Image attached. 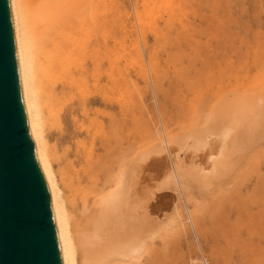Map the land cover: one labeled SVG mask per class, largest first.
<instances>
[{
  "label": "bare ground",
  "instance_id": "obj_1",
  "mask_svg": "<svg viewBox=\"0 0 264 264\" xmlns=\"http://www.w3.org/2000/svg\"><path fill=\"white\" fill-rule=\"evenodd\" d=\"M187 1L189 0H11L28 111L59 226L65 264H158V260L159 264H164V261L168 264L172 259L171 256H168L170 257L168 259L166 254L164 261H160L159 255L163 251L162 246L156 244L152 238L156 233L154 227L157 230L160 229L159 226L164 221L162 219L169 215H165L167 213L165 212L163 218L157 219V216L154 218L155 215H152L150 205L151 200L157 197L159 192L164 189L169 190V188H171L170 190L177 189L179 191H177L178 198H185L184 202L187 201V204L191 202L193 207L188 206L189 213L188 211L183 212L184 209L186 210V203H183V208L176 209L178 212L182 209L180 212H183V216L180 218L179 215L182 214L176 212V215L179 214L176 218L179 217L183 221L190 217L188 220H193L196 228L199 226L198 229L204 230L202 233L213 228H211L214 224L213 221L219 223L218 227L221 226L222 232L220 231V233L218 232L219 228L217 229V225L214 224L217 236L222 234L224 237L220 236L223 240L218 237L220 241L216 236V240H219L221 245H214V250L210 249L214 251H209L214 257L212 260L217 262L215 258L219 256L218 262H225L222 264H264V244L256 242V240L264 239V199L255 200V202L238 197L228 199L226 193L228 190L225 191L226 188L220 187L223 180L229 176L232 178L236 175H246L251 166L250 163L256 164L264 160V143L262 142L264 141V77L263 81L260 80L262 82H259V86H249L253 88L249 89L248 85L246 87L243 85L246 89L243 87L242 90L239 88V83L237 85L228 82L224 86L222 80L218 79L221 85L218 83L220 88L217 89L216 95L225 94L216 96L214 103L208 98L211 101L208 107L201 106L202 108H200L202 103L194 101L199 105L197 109V104L193 102V107L197 109L198 122L191 124L192 127L187 125L189 127L184 126L185 129L181 127V131L174 132L175 130H170L168 123L163 122L165 124L157 126L159 134H156L155 130L150 141L139 147H132L126 157L123 155L115 160L111 159L112 155H119L126 149V144L135 142L134 136L128 132L133 126L127 125V122L124 123L125 120L128 121L132 110H123L122 123L118 115L123 116V114L113 113V119L106 127L102 122V124H96L99 117L92 116L89 119L86 116H91L88 110L93 104L99 106L104 101V98L97 93L101 91L99 85H96L95 91H87L89 90L87 87L89 77H86L85 72L89 71L90 62L98 67L103 59V49L112 45L126 48L129 46L126 51L129 48L133 49L135 44L134 48L138 44L141 48L144 45L141 42H146L147 46L152 45L149 40H147L148 42L141 41V44L137 43L138 38H132V36L130 38L129 35L125 39L119 37L116 30L122 31L127 27L130 31L138 26L137 28H140L142 33L146 29L154 30L158 33V37L177 45L183 37L181 36L182 30L191 25L190 20L187 21L184 18L186 10L190 8V2ZM206 2L209 1L205 0L203 4ZM216 5L213 8H217ZM231 6L226 8L231 10ZM244 6L246 5L242 7L245 8ZM200 7L197 5V13L198 9L202 12L203 6ZM207 7L209 9V6ZM190 9L191 11L188 9L187 12L195 11L193 8ZM245 9L247 11L248 7ZM258 9L261 10V6ZM229 10L225 9L230 16L232 11ZM256 14L252 16L254 19L257 18ZM259 16L261 17V15ZM260 17L258 19L262 20ZM128 18L133 25L128 23ZM248 18L250 19V17ZM246 20L244 19L243 22L249 29L252 28ZM244 27L246 28V25ZM197 29L200 30V28ZM258 29L260 30V28ZM108 30H112L116 34L112 36L111 42ZM261 30L263 29L261 28ZM263 31L260 32V37L262 34L264 35ZM123 32L127 31L123 30ZM231 32H229L230 37L232 36ZM103 33L106 35L104 41H102ZM262 37L264 39V36ZM155 39L157 38L155 37ZM187 39L193 40L192 37ZM164 40L162 44L165 47L167 44L163 43ZM158 43L156 44L158 45ZM180 46L182 45L179 43V49L182 48ZM140 48L137 55L141 52ZM172 53H174L172 57H175V51ZM180 53V55L184 54L183 51ZM77 72L80 78L78 75L76 77ZM184 72V69L183 72L181 70L179 76H185ZM69 73L71 75L74 73L78 79L76 80ZM89 73L90 71L88 75ZM233 74L235 76V73ZM236 75L234 78L238 77V73ZM197 77L199 79L200 74ZM72 78L78 85L74 84ZM65 79L67 80L65 81ZM193 80L192 78L187 85H190ZM229 80L231 81V79ZM68 83L69 86L73 84L82 92L80 95L82 100L76 95L78 92L76 88H73V92L76 91V93L72 94V88L71 90L70 87L68 88ZM229 83L231 87L227 88ZM193 85L194 83L190 86ZM233 86H237L239 90H230ZM67 88L69 89L68 95L72 94L71 96L74 97L73 104L78 110L75 109L79 111L82 106L81 109L85 111L86 115L80 110L79 113L77 112V115L80 116L76 117V110L73 105H70L73 99L71 96H67ZM174 88H168L171 91L168 93H174L175 85ZM168 89L166 88V91ZM196 89L194 94L200 92L196 94L199 100L202 97L204 102L209 103L208 96L201 92L202 88L198 86ZM228 89L232 92L227 91ZM183 90L184 88H182V94ZM185 92L181 95L177 91L175 97H172L178 98L177 94H180L179 98L185 95L187 98H184L188 102V98L190 100L192 97H188ZM170 94L168 95L170 96ZM196 95L193 99L196 98ZM75 96L77 97L76 103ZM66 97L70 99L66 101ZM193 99L191 100L193 101ZM182 100L180 98L179 101L184 103V99ZM78 101H80V107L77 104ZM203 101L201 99V102ZM96 108L90 110L99 115L100 109L96 110ZM83 115L87 118H81L82 120H91L92 125L88 124L90 128L87 124L85 126L84 122L81 123L80 117ZM66 118L71 120H67L69 123H72L75 118L77 119L74 121L79 120L77 123L73 121V127H70V124L64 127L62 125L56 131L55 124L58 120L61 119L62 123V120ZM76 124H80V126L77 125L79 128L76 127ZM86 129L88 131H85ZM125 129H127L126 134ZM84 131L88 132L87 136L85 134L86 137H83ZM93 131L94 134H92ZM254 140H259V142H254ZM73 146L74 151L67 153L65 149ZM71 154L76 157H71ZM210 186H213L215 191L217 187L221 188L215 194V200L209 197ZM223 189L225 193H223ZM202 190L208 192L203 193ZM198 193L205 194L204 202H212H208L207 206L203 204L204 202L199 203L203 198L199 200L201 196L198 198ZM255 208L261 209L262 212L253 211ZM205 210H208L207 213ZM210 211L212 218L208 217ZM235 211L239 213L238 216L235 214L236 216L233 217ZM186 214L189 216H185ZM206 216L208 219L214 218L213 221L207 220ZM158 220H161V224ZM210 221L212 224H208L211 223ZM179 222L181 228L184 222ZM190 222L189 220L188 224L184 226H190ZM206 226L208 227L206 228ZM193 227L191 228L193 229ZM191 228H188L190 232ZM183 229L188 230L185 227ZM214 229L211 231L214 232ZM195 231L193 232L195 233ZM209 233L211 234V232ZM212 234L215 238V232ZM197 242L202 243L198 240ZM202 247L203 244L201 246L203 252L204 247ZM204 253L206 252L204 251ZM184 255L182 254V256Z\"/></svg>",
  "mask_w": 264,
  "mask_h": 264
},
{
  "label": "rangeland",
  "instance_id": "obj_2",
  "mask_svg": "<svg viewBox=\"0 0 264 264\" xmlns=\"http://www.w3.org/2000/svg\"><path fill=\"white\" fill-rule=\"evenodd\" d=\"M201 1L202 2H200L199 0H194V2H193V0L187 1V2H190V8H193L195 11H192L190 13L191 9L188 8L190 11L187 12V10H188L187 9L186 13L184 15V18L187 19V21L190 20L189 22L191 23V25H190V27H185V29H183L184 31L182 30V32H181V36H183L181 41L179 42L180 45H182V46H180V47H182L181 49H179V47H178L179 43L177 45H175L172 42L170 43V41H165L161 37H158L157 36L158 33L154 30L149 31V29H146L142 33L140 28L139 29L137 28L138 26L137 27L135 26V28L130 29V31L127 27H126L127 29L126 28L122 29V31L117 29L116 33L118 34L119 37H123L125 39L126 36L129 35L130 38H131V36H132V38H138V40H140V41L138 42V40H137V43H140L141 41L149 40V43H151L152 45L147 46L146 42L145 43L141 42L142 44H144L143 46H141V48L139 47V44L137 45L136 48H134V46H136V44H135L133 46L134 50L129 48L127 51H126V49L129 46L127 48L122 47V46L121 47L120 46H114V45H112L110 47L108 46L109 48L105 47L103 49L104 55H103V59H102L101 64L98 67H96L95 65H93L90 62V66L88 68V70L90 71L89 75H88L89 71L85 72L87 75L83 74V75H86L87 78L89 77L87 79L88 80L87 87L89 90H87V91L88 92L89 91H95V88L99 85V88L101 87V91L99 90L101 93L100 92H97V93L104 98V101L99 106L93 104L90 107V109L92 107L94 108V106H95V108L98 107L100 109L99 115L95 111H94V113H92V111H91L93 109L92 108L91 110L90 109L88 110V113L90 112L89 114L91 115L90 117L88 115H86L85 111H83L81 109L82 106L79 103L80 101H78V103H77L78 106L79 105L81 106L79 111L80 110H81V112L83 111V113L89 119H91L92 116H94L95 118L99 117L97 119L99 121L96 124L102 122L106 127L111 123V120L113 119V117H112L113 113L115 114V113L119 112L120 114H123L122 112H124L126 109H129V111L132 110L131 115L128 118V121L125 120L124 123L127 122V125L133 126L131 131L128 130V132H131V134L134 136L135 142L131 143V144H126L127 145V146L125 145L126 149L122 153H120L119 155H112L111 156L112 160H115L116 158L121 157L123 155H124V157H126L132 147H134V146L139 147L140 145L150 141L153 137V134H155L154 133L155 130H156L155 132H157L156 134H159V131H158L159 127H157V126L168 123L167 125H169L168 127L171 128L170 130H175L174 132H179V130L180 131L182 130V129H180L181 127H183L185 129L186 127H184V126H187V125L190 126L191 124H194L195 122L197 123L198 122V120H197L198 115L196 114V111L199 108L198 107L199 105L196 102L200 101L199 103L200 104L202 103L200 105V108H202L201 106L208 107L211 103V101L209 99H211L214 103V101H216V98H215L216 96L219 97L220 94H222V95L225 94V93L224 94L218 93L219 95H216L217 91H218L217 89L220 88V87H218V83H219L218 79H219V81L222 80V83L224 84V86L228 82H230L231 84H237V85L239 83L240 90L243 89V87H244L243 85H245V87H246V85H248V87L249 86L250 87H257V85L259 86V84L263 81V77H264V52H263V50H264V46H263L264 45V39L262 36H264V35L262 34V36L260 37V35H261L260 32L262 33V31L264 30V2H263L264 0H255V1L254 0H243V2H242V0H240V1L239 0H224V1L223 0H207L209 2H206V4L204 3L206 6L203 4V2H205V0H201ZM260 1H262V2L260 3ZM255 2H256V4H254ZM207 3L208 4L210 3V5H208ZM227 3H228V5H226ZM242 4L246 5V6H244L245 8L248 7L247 11H245L246 9L242 7L243 6ZM197 5H198V7L203 6V8L201 9L202 12H200V9H198V13H197ZM214 5H216L217 8H215V7L213 8ZM219 5H220V7L218 8ZM193 6L194 7L196 6L195 7L196 9ZM207 6H209V9ZM211 6H212V8H211ZM227 6H228V8L231 6L232 9L231 8H230L231 10L227 9L226 8ZM259 6H261V10L258 9ZM224 7L226 10H229L230 12L232 11L230 13L231 14L230 16L228 15L229 13L227 14V11H225ZM203 9H204V11H203ZM253 10H254V12H253ZM248 11H249V13H247ZM256 13L257 14L259 13V15H261V17L259 15H257ZM242 14H244L245 16ZM255 14H256L257 18L254 19V17H252V16H255ZM247 16L250 17V19L253 18L252 19L253 21L252 20L250 21V19ZM258 17H260L262 20H259ZM130 18H128L127 20H128L129 24H132ZM244 19L245 20L249 19L246 21H248V23L251 24L249 26L252 27L255 32L253 31L252 28L249 29L247 24L245 22H243ZM262 23H263V25H262ZM245 25H246V28L244 27ZM191 27L193 30L191 29ZM196 27L200 28V30L197 29ZM258 28H260V30L262 28L263 30L260 31ZM112 29H114V28H112ZM136 29H137V31H135ZM123 30H125L127 32L124 33ZM108 31H109L108 34H109V38H110L109 40L111 42L112 36L116 35V34H115V32L113 33L112 30H108ZM230 31H232L231 37H230V33H229ZM254 33H255V36H254ZM105 36L106 35L103 33L102 34V41L105 40ZM129 36H128V39H130ZM155 37L158 40L155 39ZM188 37H192L193 40L187 39ZM163 40H164L163 43L164 44L166 43L168 46L167 45H165V47L163 46V44H162ZM183 40H185V41H183ZM151 41H153L154 43ZM155 42L156 43L159 42L158 45ZM161 44L163 47L161 46ZM153 45H155V46H153ZM144 46L147 48H145ZM175 46L178 47V49H176ZM154 47H155V49H153ZM139 48L141 51L140 54L142 53L141 55L140 54L137 55V53H139V51H138ZM174 51H175V53H176V51H178V52L175 54L176 55L175 57L174 56L172 57V55H174V53L171 54V52H174ZM179 51L180 52L183 51V53H184V54H182L183 56L180 55L181 53ZM127 52L130 53L131 55L128 56ZM147 52H148V54L150 53L149 56H148ZM121 53H124V54L122 55ZM125 53H127V54H125ZM152 54H153V56H152ZM156 58H157V60H155ZM182 68L185 71L183 73V74H185V76H182L181 74H180L181 76H179V72L181 73V70L183 72ZM74 69L75 68H73V70ZM236 72L238 73V77L234 78L235 76H237ZM233 73H235V76ZM69 74L71 75V73H69ZM199 74H200V78L198 79V77L196 78V76H199ZM72 75L76 79L78 72L76 73V77H75L74 73H72ZM245 75H248V76H245ZM192 76H194V77H192ZM68 77H69V75L67 76V78ZM78 77L80 78L79 75H78ZM191 77L196 81V83L194 80L191 81L190 85H192L194 83L193 86L187 85V84H189L190 80L192 79ZM244 77H248V78H244ZM189 78H191V79L186 81ZM75 79L73 80V78H72L73 82L75 81ZM229 79H231V81ZM66 80L67 79H65V81ZM260 80H262V81L260 82ZM197 81H199V82H197ZM69 83L67 86H68V88L70 87L69 88L70 90L72 88V94L76 93V91L73 92V90L76 88V90L78 91L76 95L78 96V98L82 97V96H80L82 92L80 90H78L76 86H73V84L69 86ZM230 83H229L228 87L226 86L227 88L231 87ZM74 84H77V83L74 82ZM251 84H253L254 86ZM174 85L176 86V90H174V91L172 90L174 93H171V94L168 93V92H171L170 89H175ZM219 85H221V83H219ZM196 86L197 87L199 86L200 88H202L201 90H203V91H201V92H204L205 95L208 96L207 99L209 98L208 99L210 101L209 103L206 101L204 102L202 97H200V100H199V98L196 94L200 93V92H196V94H194V90L197 88ZM226 87H224V88H226ZM248 87H247V89H248ZM250 87H249V89H253ZM68 88H67V96L70 97L72 94L68 95V93H69ZM78 88H80V87H78ZM166 88L167 89L170 88V89H168L166 91ZM182 88H184L183 94H184V91H186L185 92L186 95H188V97H190V98L192 97L191 99H193V97H195V95H196V98H195L196 100L193 99V101H192L191 99L189 100V98H188V102H187V100H185V98H184L186 96L184 95V96H182L183 98L180 97L181 100L184 99V103H181L183 100L181 102L179 101L180 100L179 95L180 94L183 95L181 92ZM221 88H222V86H221ZM179 89H181V90H179ZM230 90L238 91L239 89L237 88V86H233V88ZM230 90L228 89L227 91L232 92ZM177 91L180 92V94H177L178 98H173L172 96L175 97V94L177 93ZM196 91H199V89L198 90L196 89ZM167 93L170 94V96ZM205 95H204V97H205ZM73 98L74 97H72V99ZM75 98H76L75 99V103H76L77 97L75 96ZM65 99L67 101L70 98L66 97ZM201 99L203 102H201ZM80 100H82V98H80ZM71 101H72V103H71ZM71 101H68L69 103H71L70 105H73L74 109L77 108L76 106L74 107V104H73L74 99ZM194 101H196V102H194ZM193 102L197 104V106H196L197 109L195 107H193L194 106ZM77 104H75V105H77ZM98 108H96V110ZM74 109H73V111L76 110V109L75 110ZM77 110H78V108H77ZM77 110L75 111L76 113L74 112L76 114V117H78V115H79V114L77 115V112L79 113V111H77ZM83 113H81V114H83ZM151 113H153L154 115ZM93 114H96V115H93ZM86 116H84V115L81 116L80 120L82 121L81 123L84 122L85 126L87 124V126L89 127L88 124L92 125V123H90L91 120L88 119L89 120L88 121L87 119H83V120L81 119V118H84ZM118 117L121 119L120 122L122 123L123 122L122 118L124 117V114H123V116L118 115ZM75 119H77V118H75ZM63 120H62V123H61V119H60L55 124L56 131L62 125H63L62 127L67 126L69 124H70L69 125L70 127L74 126V123H73L74 120L72 121L73 124L67 122L68 118L63 119ZM78 120H77V122H78ZM68 121H71V120H68ZM74 122H76V121H74ZM163 122H165V123H163ZM157 124H159V125H157ZM77 125L80 126V124H76V127H77ZM79 126L77 128H79ZM82 126L84 127L83 124H82ZM189 126H187V127H189ZM88 127H85V128H88ZM191 127H192V125H191ZM58 131L60 132V130H58ZM85 131H88V130L86 129ZM85 131L83 132L84 133L83 137L85 136V134H86V136L88 134V132L86 133ZM126 131H127V129H125V131H124L125 134H126ZM94 133L95 132L93 131L92 134H94ZM98 137H99V135H98ZM263 140H264V138H263ZM260 141H262V140H260ZM254 142H259V140L258 141L254 140ZM262 142L264 143V141H262ZM262 142H260V143H262ZM73 148H74V146L72 148H67L65 150L67 151V153H72L74 151ZM72 156L73 155L71 154V157ZM73 157H76V156H73ZM86 165H87V163H86ZM249 165H251V166L249 167V171L246 175H236V176H233L232 178L229 176L232 179V180L230 179L231 181L229 180V177L227 176L228 178H226V177L225 178L229 182L225 181L226 179H224L223 180L224 182L222 183V185L220 184V187L223 186V188H226L225 191L228 190L226 192L228 199L229 198L235 199L238 197V198H244L246 200L253 201V202H255V200L259 201V200L264 199V160L261 162H258L256 164L250 163ZM210 187L211 188H209V189H211L212 194L209 191V193H210L209 197L215 200V198H214L215 194L218 192V189L221 190V188L217 187V189L215 191L213 186H210ZM215 188H216V186H215ZM170 189L171 188H169V190L164 189L163 191L159 192L158 196L151 200V205H150V208L152 209V215H155L154 218L157 216V219H161L165 215H167V214L169 215L168 217L165 216L167 218L164 217L165 219L164 218L162 219L164 221L166 220L165 222L163 221L164 223L162 222V224H161V220H158L161 225L158 222L157 223L160 226L155 224V225L159 226L160 229L157 230V228L154 227L155 225L153 226L154 229H156L155 230L156 233L154 234L152 239H154V242L156 244L158 243L160 245V247L162 246V250H163V251H161V249H160V251H161V254L159 255L160 261L161 260L164 261V256L167 254L166 257L171 256V258H172V259H170L168 264L171 263V261H172L171 264H185V263L186 264H193L194 262L197 264L198 263L199 264L200 263H203V264L206 263L207 264L206 259L208 257L210 259L208 258L207 261L209 263L211 261L210 264H213V263H219L220 264V262H221V264L225 263L222 261L218 262L219 256L218 257L215 256L218 258V260H217V258H215L217 262H215V260H212V259H214V257L212 255V252L211 253L209 252V251L214 250V248H213L214 245L215 246L217 244H218V246L221 245V244H219L220 239L218 237H220V236L224 237L222 234H218V236H217V231H215L216 228L217 229L219 228L218 232L221 231L220 230L221 226L218 227L219 223L218 222L215 223V221H213L214 218L208 219L210 214L212 216V213H211L212 210L210 211L208 217L207 216L206 217H207V220L213 221V223L215 225L218 224L217 227L215 226L216 227L215 229H214V224H213V226H211V228L213 227L212 229H214L215 238L213 237L214 234H212V233H214V232H212L213 231L212 229H210V231L207 230L208 234L206 231H205V233H202V232H204V230L203 231L200 230L201 228L198 229L199 226L196 228L195 227L196 225L194 224L193 220H191V219H189V220L191 221L190 224L192 226L191 225L190 226L187 225V226H189L190 228L194 226L193 227L194 230L191 228L192 231L190 232V229H188L189 227L184 226V225L188 224V221H189L188 218H190V217H188L189 214H188V216H187V214L185 215L188 217L187 220L183 219V221H182V219L180 220V218H182L183 212L188 211L187 210L188 206L192 207V204H191V202L190 203L188 202L189 204H187V201L184 202L185 198H183V197L181 198L179 196L180 197V199H179L177 196V191H178L177 189L176 190H170ZM222 191H223V193H225L224 189ZM202 192L207 193L208 191L205 192L202 190ZM210 195L211 196L213 195V196L211 197ZM199 196H201V199L199 198ZM204 196H205V194L204 195H201V194L198 195L199 200H202V198H203V200L199 201V203L202 204V202H204L206 200V199L204 200V198H205ZM207 197H208V194L206 195V198ZM207 200H208V198H207ZM178 201H179V203H178ZM180 201H181V203H180ZM208 202H212V201H207V203L204 202L203 204H206V206H207V204H209ZM183 203H186V207H185L186 210L184 209V211L182 213L180 212V211H182V209L179 210V212L182 214V215H179L178 214L179 212H178V210L176 211V209L183 208L184 207ZM213 205H215V204H213ZM203 206H205V205H203ZM209 206L211 207V205H209ZM210 207H208V208H210ZM192 208H190V209H192ZM207 211H206V213H207ZM253 211H255V212L261 211L262 212V210L259 208H255V209H253ZM165 212H167V213L165 214ZM176 212H178L177 214L179 216H181L180 218L178 217L179 220H177L178 218H176L178 216V215H176ZM188 213H189V211H188ZM233 213H234L233 217H235L236 215L238 216L239 212L235 211ZM158 216H159V218H158ZM172 217H175L176 219H174ZM171 218H172V220L170 221ZM157 219H155V220H157ZM174 220H176L178 222L180 221L179 223L184 222L182 224L183 226L181 225V228H180V225L178 224V222L176 223V221H175V223H174ZM176 224H178V225H176ZM208 224H212V222L208 223ZM197 225H198V223H197ZM182 227L183 228L185 227L188 230H185ZM207 227L208 226H206V228ZM195 229H196V231H195ZM193 231H195V233ZM197 231H198V233H197ZM209 232H211V234ZM192 236H194L193 239H192ZM216 236L219 240H216ZM222 237H220V238L222 239ZM196 239L198 241H202V243L197 242ZM256 242L257 243L263 242V244H264V239H262L261 241L256 240ZM211 243L213 246L211 245ZM198 244H200V246H198ZM202 244L204 247L203 250L207 254L204 253V251L203 252L201 251L202 250L201 249ZM159 245H156V246H159ZM210 249H213V250H210ZM164 251H166V253H163ZM184 253H185V255H184ZM182 254L184 256H182ZM202 256L203 257L206 256V257L203 258ZM169 258L170 257H168V259ZM198 258H200L201 260H203L205 262H202ZM220 258H222V257H220ZM165 259H167V258H165ZM193 259H195V260H193ZM160 263H162V262H160ZM158 264H159V260H158ZM164 264H167V262L164 261Z\"/></svg>",
  "mask_w": 264,
  "mask_h": 264
},
{
  "label": "water",
  "instance_id": "obj_3",
  "mask_svg": "<svg viewBox=\"0 0 264 264\" xmlns=\"http://www.w3.org/2000/svg\"><path fill=\"white\" fill-rule=\"evenodd\" d=\"M0 264H65L28 111L11 0H0Z\"/></svg>",
  "mask_w": 264,
  "mask_h": 264
}]
</instances>
